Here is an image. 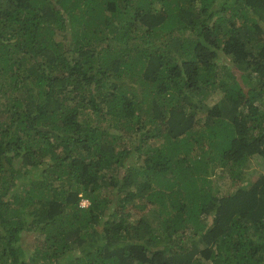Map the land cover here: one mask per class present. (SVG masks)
<instances>
[{"label":"trees","instance_id":"1","mask_svg":"<svg viewBox=\"0 0 264 264\" xmlns=\"http://www.w3.org/2000/svg\"><path fill=\"white\" fill-rule=\"evenodd\" d=\"M252 159L264 0H0V264H264Z\"/></svg>","mask_w":264,"mask_h":264},{"label":"rangeland","instance_id":"2","mask_svg":"<svg viewBox=\"0 0 264 264\" xmlns=\"http://www.w3.org/2000/svg\"><path fill=\"white\" fill-rule=\"evenodd\" d=\"M264 173V161L261 159H252L251 164L249 165L248 169L246 170L245 177L242 179L243 184H249L254 178L258 175ZM219 174L221 173H216L214 176V180L216 183L215 189L219 192V194H225L230 191H232L235 186L231 184L230 179L226 177H219ZM227 175V174H223ZM216 178V179H215ZM82 204L85 205L87 204V201L83 199ZM24 251L23 254L25 256H28V254H31V251L33 250L34 246V240L31 238V236H24Z\"/></svg>","mask_w":264,"mask_h":264},{"label":"built area","instance_id":"3","mask_svg":"<svg viewBox=\"0 0 264 264\" xmlns=\"http://www.w3.org/2000/svg\"><path fill=\"white\" fill-rule=\"evenodd\" d=\"M81 205H83L82 202H81ZM85 205H86V204H85Z\"/></svg>","mask_w":264,"mask_h":264}]
</instances>
